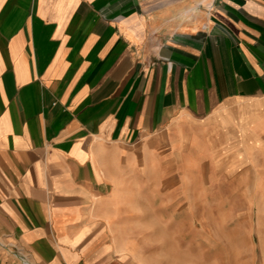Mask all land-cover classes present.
Here are the masks:
<instances>
[{"label":"crops","instance_id":"1","mask_svg":"<svg viewBox=\"0 0 264 264\" xmlns=\"http://www.w3.org/2000/svg\"><path fill=\"white\" fill-rule=\"evenodd\" d=\"M244 167L264 174V0H0V264L217 252Z\"/></svg>","mask_w":264,"mask_h":264},{"label":"rangeland","instance_id":"2","mask_svg":"<svg viewBox=\"0 0 264 264\" xmlns=\"http://www.w3.org/2000/svg\"><path fill=\"white\" fill-rule=\"evenodd\" d=\"M248 167L243 184V190L237 189L231 199V206H220L219 209L229 210L230 222L225 224L229 229L221 231L219 246L214 253H201L195 245H189L186 251L180 247V238L173 237L172 246L158 244L157 250L149 254L147 244L142 245L145 253L139 258L143 264H264V174L253 172L249 174ZM237 186L240 187V175ZM251 182V183H250ZM180 208L177 213H180ZM196 207L191 214L196 213ZM191 216V215H190ZM180 222H173L175 230ZM221 225L218 230L220 231ZM196 222H189V241H195L191 237L195 234ZM218 231V233H220ZM224 232V233H223ZM195 243V242H194ZM192 244V243H190Z\"/></svg>","mask_w":264,"mask_h":264},{"label":"built area","instance_id":"3","mask_svg":"<svg viewBox=\"0 0 264 264\" xmlns=\"http://www.w3.org/2000/svg\"><path fill=\"white\" fill-rule=\"evenodd\" d=\"M0 246L8 247V244L5 243L2 239H0ZM14 246L15 253L21 258L24 264H33L29 259L28 255L22 251V249L16 245Z\"/></svg>","mask_w":264,"mask_h":264}]
</instances>
